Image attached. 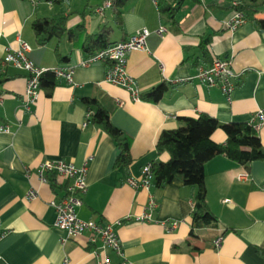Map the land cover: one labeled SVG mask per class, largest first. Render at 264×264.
<instances>
[{
  "label": "crops",
  "instance_id": "1",
  "mask_svg": "<svg viewBox=\"0 0 264 264\" xmlns=\"http://www.w3.org/2000/svg\"><path fill=\"white\" fill-rule=\"evenodd\" d=\"M102 2L0 0V59L6 46L17 45L19 34L31 45L29 57L36 65L75 66L70 83L56 79L49 94L40 88L31 111L23 108L27 73L0 67V125L9 127L0 131V264H96L89 234L66 237L54 226L56 211L49 202L62 189L37 176L43 161L79 166L86 159L87 190L77 215L114 223L126 259L136 264H264V159L244 166L219 154L206 162V203L215 220L204 226L193 225L195 188L179 178L162 187L153 184L150 191L126 182L128 177L139 179L144 165L169 160L155 144L162 129L179 125V116L208 114L221 123L253 122L264 151V34L249 20L229 31L230 0H123L120 26L112 6L102 14L95 11ZM163 6L173 13L162 12ZM256 10L257 17H264V0H256ZM57 14L66 16V28L76 29V35L66 32L38 46L32 20ZM159 25L167 32L162 37L152 33L147 48L130 52L126 64L139 92L167 84L157 102L133 100L125 88L106 81V62L76 66L88 55L82 46L89 35L110 28L113 43ZM206 36L208 57L198 46ZM57 54L65 58L60 61ZM214 58L231 62L235 86L228 95L195 77L197 68ZM88 97L96 98L123 132L129 165H115L119 146L99 124L82 126L87 114L83 99ZM211 139L223 144L226 134L217 128ZM244 170L250 180L237 181L236 174ZM55 178L58 185L65 182ZM31 188L38 195L27 199ZM150 193L158 203L154 221L130 219L143 212ZM165 219L177 220L178 226L166 231L159 224ZM218 236L222 244L215 248ZM105 252L111 264H119L113 251Z\"/></svg>",
  "mask_w": 264,
  "mask_h": 264
},
{
  "label": "built area",
  "instance_id": "2",
  "mask_svg": "<svg viewBox=\"0 0 264 264\" xmlns=\"http://www.w3.org/2000/svg\"><path fill=\"white\" fill-rule=\"evenodd\" d=\"M32 3L35 0H27ZM114 0H103V2L95 8V11L102 14L106 8L112 6ZM233 8V15L228 21V30L235 31L246 20L241 11L236 7L240 0H230ZM167 32L164 25H159L155 30L147 28L138 29L128 38L118 40L111 43L109 46L96 51L93 54L81 58L76 66L88 67L94 63L106 62L108 64L105 72V80L125 88L131 95L133 100H139V91L135 86V81L132 76L127 73L126 64L130 52L134 50L146 49L147 38L155 33L162 37ZM17 45L6 46L2 58L0 59V67L13 66L24 70L27 75L23 90V108L26 111H31L36 104L40 91V77L44 72L51 71L56 79H64L67 83L72 81V73L75 66L69 67H41L36 65L29 57L32 50L31 45L16 35ZM195 77L210 87H218L225 94H229L234 86L235 74L231 68L229 59L214 58L211 64L199 66ZM121 103L120 101H118ZM89 113L82 123L85 127L88 124ZM7 125H0V131H8ZM86 159L81 165L76 166L73 163L63 160H46L40 163L37 168V176L40 182L50 184L49 175L61 177L65 182L61 185V196L52 199L49 204L56 211L54 226L66 232V237H75L79 234H89V242L95 246L92 254L96 258V264H111L110 258L105 252L106 250L113 251L119 258V264H136L124 257L120 241L118 239L114 223H109L103 220H84L78 217L77 208L82 204V195L87 190V164ZM237 181L244 182L250 180V175L247 170L238 172L235 176ZM126 182L134 188H143L150 191L153 185V173L151 165L146 164L142 167L141 177L139 179L128 177ZM38 195L36 189H29L26 198L34 199ZM223 202L229 203V199H223ZM158 203L152 193L149 194L148 202L144 207L143 212L136 217H128L138 222H152L153 212L157 208ZM159 224L171 231L178 226L177 220L165 219L159 221ZM1 237V232H0ZM65 239H62V241ZM222 244V236L216 237L213 242L215 248H219ZM102 252V253H101ZM66 261H64L63 264ZM165 264V263H158Z\"/></svg>",
  "mask_w": 264,
  "mask_h": 264
},
{
  "label": "trees",
  "instance_id": "3",
  "mask_svg": "<svg viewBox=\"0 0 264 264\" xmlns=\"http://www.w3.org/2000/svg\"><path fill=\"white\" fill-rule=\"evenodd\" d=\"M122 3L123 0H114L112 3L116 23L119 26L121 25L119 7ZM236 8L242 12L245 20L254 23L264 34V17L256 16V0H240ZM161 10L170 15L173 13L168 6H163ZM31 30L38 46H44L53 37H59L66 32L70 36L76 35V29L68 30L66 28V16L62 14L35 18L31 22ZM111 32L110 28H106L97 34L89 35L82 49L90 55L109 46ZM209 42V36L203 37L199 42L198 46L204 57H208L207 45ZM57 55L60 61L65 58L60 54ZM55 83L56 78L51 71L44 72L40 77V88H43L47 94L51 92ZM166 89L167 84L162 82L148 91L139 92V98L157 102ZM83 103L89 113L88 121L99 124L119 146L120 152L115 165H129L132 159L128 141L123 132L112 125L108 111L94 97L84 98ZM177 120L179 125L176 128L162 129L156 140L157 152L165 151L170 157L166 162L154 160L150 163L153 184L156 187H162L172 179L179 178L185 185L194 187L193 225L204 226L215 220L206 203L204 181L206 162L216 155L223 154L230 160L247 166L253 160L264 159V151L253 122L221 123L208 114H200L197 117L179 116ZM217 128H221L226 134L223 144L216 143L211 139L212 133ZM49 179L52 187L61 188L53 175H49Z\"/></svg>",
  "mask_w": 264,
  "mask_h": 264
}]
</instances>
